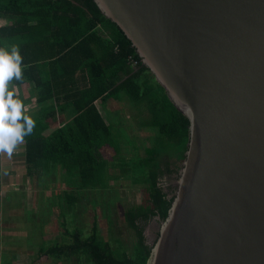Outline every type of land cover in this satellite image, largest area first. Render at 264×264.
<instances>
[{
  "label": "water",
  "instance_id": "95a60500",
  "mask_svg": "<svg viewBox=\"0 0 264 264\" xmlns=\"http://www.w3.org/2000/svg\"><path fill=\"white\" fill-rule=\"evenodd\" d=\"M188 117L147 264H264V0H94Z\"/></svg>",
  "mask_w": 264,
  "mask_h": 264
},
{
  "label": "trees",
  "instance_id": "16d2710c",
  "mask_svg": "<svg viewBox=\"0 0 264 264\" xmlns=\"http://www.w3.org/2000/svg\"><path fill=\"white\" fill-rule=\"evenodd\" d=\"M1 11L16 16V21L0 30V47L16 46L23 57L24 79L14 83L21 85L36 79L44 90V77L37 78L35 72L43 63H48L54 66L50 71L54 80L69 83L59 94L75 97L73 123L68 131L49 137L34 133L25 137L30 166L52 158L71 170L79 169L84 188H97L95 178L100 164L97 151L111 134V128L97 108L96 100L120 98L125 91L134 102H140L149 91L145 85L149 86L150 82L157 85L160 95L150 101L153 108L150 122L170 139L181 137L183 151L179 159L168 155L169 152L162 157L155 148L145 145L150 152L141 185L146 197L141 205L126 213L136 236L131 253L122 245L120 253L119 248L102 242L97 221L88 236L77 232L73 235V244L58 246L53 252L65 257L77 255L87 264H147L153 246L148 244L144 231L152 218L158 216L164 221L168 217L177 185L165 188L163 180L174 176L176 181L179 177L189 139L188 117L177 109L143 64L132 42L105 18L94 0H3ZM98 27L108 33V40L98 33ZM14 35L18 37L11 39ZM131 56L139 60L137 66L131 62ZM1 167L0 154V170Z\"/></svg>",
  "mask_w": 264,
  "mask_h": 264
},
{
  "label": "crops",
  "instance_id": "0c3cea01",
  "mask_svg": "<svg viewBox=\"0 0 264 264\" xmlns=\"http://www.w3.org/2000/svg\"><path fill=\"white\" fill-rule=\"evenodd\" d=\"M13 21H16V16L0 12V30ZM98 33L105 40L109 39L102 27H98ZM17 37L14 35L11 39ZM52 69L53 65L43 63L41 69L35 72L37 78L43 75L44 90L36 79L16 85L20 99L36 121L33 130L35 135L38 134L36 136L49 137L68 131L73 123L75 97L59 94V90L66 89L69 83L54 80L50 73ZM124 92V97L129 99ZM112 98L116 97L95 102L108 124V108L119 107L106 105ZM110 135L106 136L107 143L102 148L106 157L111 152L108 147ZM0 154V264H83L85 261L77 255L65 257L53 252L58 246L74 243L71 231L75 216L78 225L82 226L83 194L96 195L99 188H84L79 169L71 170L63 162L52 158L28 165L25 140L17 146L11 159L6 153ZM83 229L82 226V233Z\"/></svg>",
  "mask_w": 264,
  "mask_h": 264
},
{
  "label": "rangeland",
  "instance_id": "374dc122",
  "mask_svg": "<svg viewBox=\"0 0 264 264\" xmlns=\"http://www.w3.org/2000/svg\"><path fill=\"white\" fill-rule=\"evenodd\" d=\"M146 75L149 76V73L146 72ZM145 86L149 91L142 96L140 102H134L129 95V99L125 98L123 94L120 98H112L106 102L108 107L119 106L115 109L108 108L110 111L108 122L111 128L108 147L111 152L107 157L104 151L102 152L107 143L106 139L97 151L100 164L95 184L99 189L96 195L83 194V233L82 226L78 225L77 216L71 231L72 234L80 232L83 236H88L92 231L93 222L97 221L101 233L100 240L111 244L112 248H119L120 253L122 252L120 245L131 253L136 240L135 231L130 226L126 213L131 208L141 205L146 197L141 185L145 178L150 152L145 145L155 148L157 155L162 157L167 156L169 152L168 155L179 159L183 151L181 137L175 136L170 139L150 122L153 118L150 101H155L160 93L157 85L152 82ZM174 178V176L164 178L165 188L171 184L176 185ZM1 218L2 216L0 220ZM161 225L162 220L158 216L147 224L144 234L149 245L153 246L156 243ZM82 259L86 262L84 258ZM85 262L83 264H87Z\"/></svg>",
  "mask_w": 264,
  "mask_h": 264
},
{
  "label": "clouds",
  "instance_id": "9594fccd",
  "mask_svg": "<svg viewBox=\"0 0 264 264\" xmlns=\"http://www.w3.org/2000/svg\"><path fill=\"white\" fill-rule=\"evenodd\" d=\"M22 65L18 47H0V153H6L9 159L36 126L14 83L24 79Z\"/></svg>",
  "mask_w": 264,
  "mask_h": 264
},
{
  "label": "built area",
  "instance_id": "2783aa9c",
  "mask_svg": "<svg viewBox=\"0 0 264 264\" xmlns=\"http://www.w3.org/2000/svg\"><path fill=\"white\" fill-rule=\"evenodd\" d=\"M131 62L133 63L134 66H137L139 64V60L136 59L134 56L130 57Z\"/></svg>",
  "mask_w": 264,
  "mask_h": 264
}]
</instances>
